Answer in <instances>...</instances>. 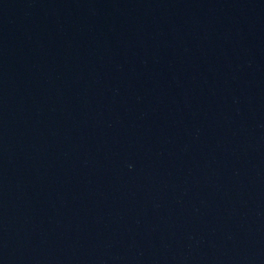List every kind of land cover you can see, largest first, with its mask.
Wrapping results in <instances>:
<instances>
[{"label":"water","instance_id":"95a60500","mask_svg":"<svg viewBox=\"0 0 264 264\" xmlns=\"http://www.w3.org/2000/svg\"><path fill=\"white\" fill-rule=\"evenodd\" d=\"M0 264H196L168 0H0Z\"/></svg>","mask_w":264,"mask_h":264}]
</instances>
